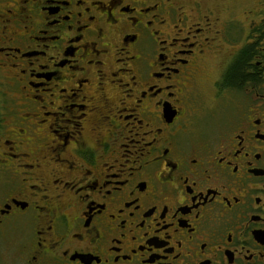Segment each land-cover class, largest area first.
<instances>
[{
    "label": "flooded vegetation",
    "instance_id": "flooded-vegetation-1",
    "mask_svg": "<svg viewBox=\"0 0 264 264\" xmlns=\"http://www.w3.org/2000/svg\"><path fill=\"white\" fill-rule=\"evenodd\" d=\"M0 264H264V0H0Z\"/></svg>",
    "mask_w": 264,
    "mask_h": 264
}]
</instances>
